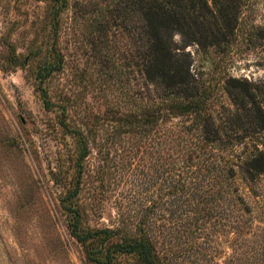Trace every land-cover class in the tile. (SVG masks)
I'll return each mask as SVG.
<instances>
[{"label": "trees", "instance_id": "obj_1", "mask_svg": "<svg viewBox=\"0 0 264 264\" xmlns=\"http://www.w3.org/2000/svg\"><path fill=\"white\" fill-rule=\"evenodd\" d=\"M36 1L42 3L43 41L32 39L20 50L14 40L2 39L0 68L26 66L44 107L58 109L59 127L52 130L64 142L51 179L61 187L59 205L85 264H174L163 245L170 234H161L160 219L174 222L177 233H200V247L214 233L231 235L236 245L250 239L252 209L238 179L253 189L264 176V79L227 74L221 84L226 99L215 101L203 71L193 69L188 48L228 51L238 35L243 0ZM66 29L77 33L102 80L119 89V100L108 108L111 135L121 140L128 132L131 157L143 159L138 194L155 186L145 202L141 195L137 210L127 208L132 224L123 215L130 203L123 201L117 204L118 222H91L92 214H100L103 175L93 171L89 157L105 144L95 121H69L62 88L53 99L51 83L66 64L59 42ZM247 33L264 39V26L251 25ZM91 176H99L100 184H92ZM190 244L199 245L196 239ZM241 248L234 257L238 264H264L257 250L247 256Z\"/></svg>", "mask_w": 264, "mask_h": 264}, {"label": "rangeland", "instance_id": "obj_2", "mask_svg": "<svg viewBox=\"0 0 264 264\" xmlns=\"http://www.w3.org/2000/svg\"><path fill=\"white\" fill-rule=\"evenodd\" d=\"M41 5L36 0H0V43L4 38L12 39L22 50L32 39L43 41ZM70 13V9L64 12L66 21ZM251 25L264 26V0H243L238 35L228 51L188 46L193 55V69L203 71V77L213 88L215 101L226 99L221 84L227 74L264 79V39L248 37ZM76 34L71 29L61 34L59 42L66 54V64L51 83L53 99L58 100L62 88V95L65 93L70 100L67 102L62 96L70 105L69 121H74L72 118L95 121L97 138L105 144L104 151H109V154L95 151L89 157L93 171L97 169L103 175L100 214H92L91 222H118L117 204L123 201L125 205L130 203L124 206L123 215L132 224L127 215L133 212H127V208L137 210L141 195L145 202V195L149 196L155 186L138 194L137 191H142L143 159L140 154L131 157L132 151L127 148L132 139L128 132L121 133V140L111 135L114 120L108 108L119 98V89L102 80ZM31 73L26 66L0 68V264H85L81 246L70 234L59 205L61 187L51 179V169L56 167L58 151L64 142L59 132L52 130L59 127V112L57 108L44 107ZM93 177L91 183L100 184L99 176L98 180ZM238 183L252 209L254 231L247 235L250 239L241 241L239 246L231 235L214 233L205 236L207 241L200 247V233L198 237H189L184 231L177 233L174 222L160 219L157 225L159 221L165 222L161 234H170L163 245L168 247L174 264H238L234 257L241 247L248 249L247 256L251 250L252 254L257 250L255 254L264 258V176L260 188L250 189L240 179ZM131 199L135 202H129ZM191 239H196L199 245L190 244ZM235 246L239 247L237 251Z\"/></svg>", "mask_w": 264, "mask_h": 264}]
</instances>
